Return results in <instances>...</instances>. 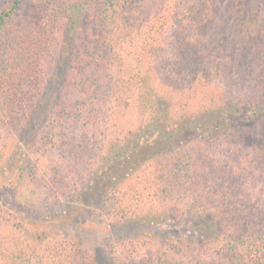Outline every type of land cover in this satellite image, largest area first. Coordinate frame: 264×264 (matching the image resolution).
Segmentation results:
<instances>
[{
	"label": "trees",
	"instance_id": "trees-1",
	"mask_svg": "<svg viewBox=\"0 0 264 264\" xmlns=\"http://www.w3.org/2000/svg\"><path fill=\"white\" fill-rule=\"evenodd\" d=\"M130 97L136 124L117 132ZM80 124L106 131L91 160ZM55 136L95 166L78 196L94 219L185 226L115 236L122 264H264V0L5 1L0 264H95L43 213L69 205L37 172Z\"/></svg>",
	"mask_w": 264,
	"mask_h": 264
},
{
	"label": "rangeland",
	"instance_id": "rangeland-1",
	"mask_svg": "<svg viewBox=\"0 0 264 264\" xmlns=\"http://www.w3.org/2000/svg\"><path fill=\"white\" fill-rule=\"evenodd\" d=\"M5 1L0 0V6ZM136 112L134 107L133 97H130L127 106L119 109L118 113L114 115V121L116 124L117 132H127L136 124ZM82 121V120H81ZM55 132L63 134L62 128H59V124L55 120ZM95 128V129H94ZM94 129L92 132L91 130ZM115 129V128H114ZM106 131L100 124L95 126L91 124H80L74 136L76 138L75 145L80 142L82 144L81 152L88 151L91 160V154L93 151L89 149L91 147L90 140L95 135L96 139H102ZM65 134V133H64ZM85 137V138H84ZM68 139H66L67 141ZM70 146L65 144V140L55 136L53 142L48 145L46 152L40 157L37 165V172L39 174L40 183L43 186V192L48 195L46 198L53 200L54 202H62L66 200L69 205H54L51 206L48 211L43 210L46 217L54 218L57 222L55 227L57 228V234L63 238H70V240L76 242L83 249L93 257L95 264H122V250L123 247L117 243L118 238L142 234L157 235L160 233H167L172 230L185 231V226L170 223L167 226H131L121 227L117 229L110 226L106 221H100L98 218L93 217L90 206H82L78 199L79 192H84L87 188L95 166H88L82 160L76 162L81 157L80 152L74 149V153L70 154ZM227 152L224 149H215L214 153L223 154ZM228 153V152H227ZM67 186V191L70 187L77 186V192H67L62 195L63 187ZM51 192V193H50ZM50 194V195H49ZM44 195V197H45ZM73 203L74 205H70ZM94 211V207H93ZM68 219L60 221L58 217L68 216ZM34 216V215H31ZM95 216V215H94ZM49 226V225H48ZM156 250V247H152ZM181 264H191L194 258L191 255H185L179 258Z\"/></svg>",
	"mask_w": 264,
	"mask_h": 264
}]
</instances>
